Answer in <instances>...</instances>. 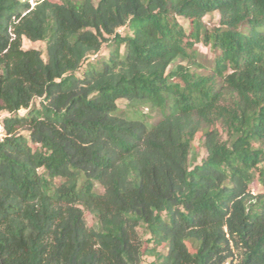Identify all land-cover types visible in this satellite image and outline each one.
I'll return each instance as SVG.
<instances>
[{"label":"trees","instance_id":"16d2710c","mask_svg":"<svg viewBox=\"0 0 264 264\" xmlns=\"http://www.w3.org/2000/svg\"><path fill=\"white\" fill-rule=\"evenodd\" d=\"M0 116V264H264V0H0Z\"/></svg>","mask_w":264,"mask_h":264},{"label":"rangeland","instance_id":"374dc122","mask_svg":"<svg viewBox=\"0 0 264 264\" xmlns=\"http://www.w3.org/2000/svg\"><path fill=\"white\" fill-rule=\"evenodd\" d=\"M35 1H38V0H30L31 5H34ZM94 1L96 2L97 0H94ZM217 19H218L217 14H213L211 16H206L205 17V20L207 22H209V23H215L217 21ZM180 23L183 26V28L188 31V23L186 21H183V20H180ZM24 45H25V47H32V48H36V49L43 48V46L40 43L25 42ZM197 48L199 49V51L203 55L202 59L206 61L205 63L209 64V62L211 60V57H212L211 53L208 51L207 48H205L203 46H197ZM108 50L109 49H106L105 47H103L101 49L99 55L100 56H106L107 53H108ZM125 105H126L125 101H120L118 103L119 109L124 110V111L127 110ZM23 113H24V111H20V114H23ZM144 113H145V111H144ZM149 115H150V118L148 119L149 122H153L157 118L156 112H151V113H149ZM199 138H200L199 135L195 137L194 141L192 142V148H191V156L192 157L195 156L196 159H197L196 160L197 162H199L205 156V152H204V149L202 148V146L200 144V139ZM262 167L264 168V163L262 164ZM257 177H258V174L256 173L255 179H254L253 183L249 187V189H250L252 194H258V193L262 192V187L258 183ZM84 217H85V220H86V223H87L88 226H92L94 224L93 218L88 213H85ZM138 231H139V234H141L142 230L138 229ZM144 238H146L145 235H144ZM150 260H151V258H145L143 263H148Z\"/></svg>","mask_w":264,"mask_h":264},{"label":"built area","instance_id":"2783aa9c","mask_svg":"<svg viewBox=\"0 0 264 264\" xmlns=\"http://www.w3.org/2000/svg\"><path fill=\"white\" fill-rule=\"evenodd\" d=\"M9 137L6 133V130L2 123V116H0V144L4 143V141Z\"/></svg>","mask_w":264,"mask_h":264}]
</instances>
